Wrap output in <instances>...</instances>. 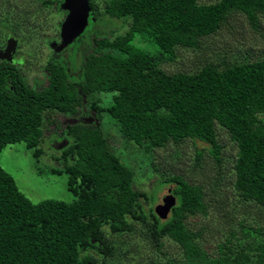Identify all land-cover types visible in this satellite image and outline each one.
Returning <instances> with one entry per match:
<instances>
[{
  "label": "trees",
  "instance_id": "obj_1",
  "mask_svg": "<svg viewBox=\"0 0 264 264\" xmlns=\"http://www.w3.org/2000/svg\"><path fill=\"white\" fill-rule=\"evenodd\" d=\"M37 2L47 9L59 5L58 10L67 12L61 7L63 0ZM88 4L94 21L82 35L89 40L90 52L82 58L77 77L67 72L66 63H49L46 85L33 89L17 72L0 65V152L23 143L39 159L52 115H75L83 96L92 110L116 122L126 142L148 154L189 139L206 143L220 162L219 126L237 150L233 191L262 217L239 224L242 232L251 230L256 243L237 244V232L230 231L215 252L207 251L198 241L202 231L187 224L189 218L208 215L205 188L179 175L159 179L173 185L169 192L175 205L168 218L162 220L151 210L148 219L140 201L149 200L147 194L133 188V172L109 150L101 129L65 126L61 137L67 145L54 157L63 168L51 173L68 176L72 202L34 203L0 166V264H109L117 250L107 233L130 232L127 218L144 227L156 251L167 240L179 248V255L164 258V264H264V51L254 60L223 68L206 64L194 73L173 74L160 69L174 60L177 47H198L235 14L260 30L264 0H103L102 16L95 0ZM30 13L25 10L13 19L16 28L0 20V32L5 28L13 33L31 23ZM102 17L127 21L128 29L109 36ZM82 43L83 39L78 49ZM143 44L154 45L155 54L143 52ZM76 49L70 55L73 60ZM111 92L119 94L102 107L100 95Z\"/></svg>",
  "mask_w": 264,
  "mask_h": 264
},
{
  "label": "rangeland",
  "instance_id": "obj_2",
  "mask_svg": "<svg viewBox=\"0 0 264 264\" xmlns=\"http://www.w3.org/2000/svg\"><path fill=\"white\" fill-rule=\"evenodd\" d=\"M37 1L0 0V20L3 24L16 28L17 25L12 21L17 15L21 18L25 10H30L31 15L35 11L30 18L31 23H23L19 28L24 32L35 30L38 36L31 34L34 37L29 36L28 39L35 37L37 39L20 49L28 60L25 70L22 71L24 81L29 87L40 89L46 85L43 72L48 54L46 40L55 39V36L58 38L60 23L65 13L58 10L59 5H51L47 9ZM215 1L217 0H201L203 3ZM95 2L100 8L98 15L102 16L103 0H95ZM103 17L101 25L109 36L121 35L128 29L127 21L109 20ZM260 24L261 29L255 31L243 16L235 14L229 17L228 22L215 34L202 38L198 47H177L174 60L162 63L160 69L168 74L194 73L206 64L223 68L225 65L246 59L254 60L264 51V19H260ZM88 29L90 28L87 27L86 30ZM7 30L4 28V32H0V37H3ZM86 38L83 35L80 38L83 39V43L78 49V58L75 61L72 56H67L73 63L75 71L80 67L84 55L90 52V44L87 43L89 40ZM80 39L72 44V51L76 49ZM28 52L30 55L27 54ZM103 117L100 129L107 140L109 150L133 172V188L145 192L149 198L147 201L140 200L148 219L150 211H155L158 202L173 187L170 184H163L159 180L160 177L179 175L188 182L205 188L209 213L207 216L197 215L189 218L187 224L194 231H202L198 241L207 251L215 252L217 244L222 242L230 231L237 232L238 240H234L237 244L245 243L251 246L250 244L256 243L252 239L251 230H245L247 232L244 233L239 224L243 220L260 221L262 217L255 207L245 206L248 204L243 203L233 191V164L237 150L226 131L216 126V140L221 146L220 162H217L209 151L210 147L198 140L187 139L179 144L169 143L162 149L145 153L141 148L126 142L118 125L107 113ZM51 120L53 123H47L44 130V138L40 144L43 155L39 159L33 158L32 152L27 150L23 143H16L7 145L0 152V166L13 177L18 189L30 201L37 203L44 200H61L70 203L74 200V195L67 187L68 176L52 174L51 170L63 168L62 162L54 159L59 156L60 151L54 150V147H58L57 144L63 140L61 131L65 128L64 125L72 124L73 121L71 117L58 115H52ZM56 121L59 122V127H56ZM127 219L132 227L130 232L122 235L111 234L109 231L107 233V239L112 241L117 250L115 257L107 260L109 264H164V258L179 255V248L169 240L164 243L161 251H156L146 240L144 227L131 218ZM248 224V222L244 223L245 229H249ZM90 254L99 261L102 259V256L95 252L90 251Z\"/></svg>",
  "mask_w": 264,
  "mask_h": 264
},
{
  "label": "flooded vegetation",
  "instance_id": "obj_3",
  "mask_svg": "<svg viewBox=\"0 0 264 264\" xmlns=\"http://www.w3.org/2000/svg\"><path fill=\"white\" fill-rule=\"evenodd\" d=\"M91 13L92 12L90 9V14L87 18V25L84 28V30L82 31V33H80L77 36V38H75L70 44H68L66 47H64L59 52L56 53L55 48L57 46H59L62 42L61 37H60V28H59L58 38H57V36H55V39L46 40V48H47L48 54H47L45 70L43 71L45 78L48 75L46 68H47L49 63H53V64H58V63L64 64V63H66L68 65L67 72L70 75L77 77L78 73L81 71V68H80L81 66L78 68L77 71H75L70 66V62L68 61L69 58H67V56L70 57V55L72 54V48H71L72 44L77 42L78 39H80L82 37V34L86 31V28L89 26V22L94 21V17H91L92 16ZM66 14H67V12L65 13V16H66ZM65 16H64V18H65ZM63 20H62V22H63ZM61 23H60V26H61ZM26 31H28V32L21 31V28H18L15 32L5 33L3 37H0V57H2V55L6 56L4 51L7 47L8 40L13 39L16 41V45L14 46L13 53L11 56L12 59L10 61L7 60V58L3 59V60L0 59V65L4 68L7 67V68H10L11 70H13L14 72H17L23 80H24V78H23L22 71L25 70V68L27 66L26 63L28 60L26 59L24 52H21L20 48L23 45L28 46V44H30L31 42H35V40L37 39V37H35V39H28L29 36L34 37V36H32L33 34L38 36V34H37V32H35V30H26ZM76 48H77V46H76ZM27 54H29V52ZM77 56H78V48L76 49L74 60H76ZM36 85H38V84H36ZM82 103H83V106L77 108L78 113H76L75 115H72V116H68V117H71V120L73 121V123L71 125L66 123L64 126H84L85 125V126H91V127H96V128L100 129L101 122L104 119V117H103L104 113H97L96 110H92V107H89V105L87 104V101H86V97H84V96L82 97ZM58 116H61V115H58ZM55 124H56V127H59L58 121H56ZM61 139H63L62 142L65 141L64 138H61ZM59 144H57V145H59ZM54 149H56V147H54Z\"/></svg>",
  "mask_w": 264,
  "mask_h": 264
},
{
  "label": "water",
  "instance_id": "obj_4",
  "mask_svg": "<svg viewBox=\"0 0 264 264\" xmlns=\"http://www.w3.org/2000/svg\"><path fill=\"white\" fill-rule=\"evenodd\" d=\"M61 7L63 10L67 11V14L60 26V37L62 42L55 48L56 53L70 44L80 33H82L87 25V18L90 14L88 0H63ZM15 45L16 41L9 39L4 51L6 56L2 55L0 59L3 60L7 58V60L10 61L12 59L11 56ZM66 144V141L60 143L59 146L56 147V150L63 149ZM174 205L175 197L169 192L158 202V206L155 208V213L160 219L166 220Z\"/></svg>",
  "mask_w": 264,
  "mask_h": 264
},
{
  "label": "clouds",
  "instance_id": "obj_5",
  "mask_svg": "<svg viewBox=\"0 0 264 264\" xmlns=\"http://www.w3.org/2000/svg\"><path fill=\"white\" fill-rule=\"evenodd\" d=\"M141 50L147 54H155L156 48L154 45H148V44H143L141 45ZM119 93L118 92H111L107 94H101L100 99L103 101L102 106L107 107L112 103L113 97L117 96ZM106 120L108 117L105 118Z\"/></svg>",
  "mask_w": 264,
  "mask_h": 264
}]
</instances>
